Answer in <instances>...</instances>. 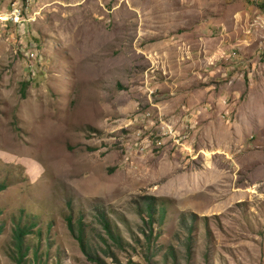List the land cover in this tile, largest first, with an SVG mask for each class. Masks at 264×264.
<instances>
[{"label": "rangeland", "instance_id": "374dc122", "mask_svg": "<svg viewBox=\"0 0 264 264\" xmlns=\"http://www.w3.org/2000/svg\"><path fill=\"white\" fill-rule=\"evenodd\" d=\"M0 15V264H264V0Z\"/></svg>", "mask_w": 264, "mask_h": 264}, {"label": "trees", "instance_id": "16d2710c", "mask_svg": "<svg viewBox=\"0 0 264 264\" xmlns=\"http://www.w3.org/2000/svg\"><path fill=\"white\" fill-rule=\"evenodd\" d=\"M5 188H6V184L0 182V191L5 189ZM148 207H149L148 215H149V218H151L152 215H151V211H150V209H151L150 204L148 205ZM101 222L104 225V229H105L108 237L111 238L112 241H114V243H116V245L119 244V242L121 243L119 236H117L113 233L112 228L108 224V222H106L104 219H102ZM68 223H69V230L74 235V237H76V239L78 240L79 246H80L81 250L83 251V253L87 256L88 259L98 261L99 259H97V257L94 256L93 253L89 250L87 240L85 238V232H84L83 228H73L69 219H68ZM146 229L149 230L148 233H146V230L142 229V231H144L143 233L145 234V237L147 239V244H150V236L153 233V228H146ZM26 233H28V227L27 226H24V227L18 226L15 228L14 238H15V243H16V249H18V251L21 254L20 258L17 260L18 264H19L20 259L21 258L23 259L22 249L25 248L24 243H23V241H24L23 237L26 235ZM147 250H149V246H147Z\"/></svg>", "mask_w": 264, "mask_h": 264}, {"label": "built area", "instance_id": "2783aa9c", "mask_svg": "<svg viewBox=\"0 0 264 264\" xmlns=\"http://www.w3.org/2000/svg\"><path fill=\"white\" fill-rule=\"evenodd\" d=\"M0 17H2V16L0 15ZM8 19H11L12 21H15V22L20 21L19 12H18L17 8H15V7L13 8V10L10 12Z\"/></svg>", "mask_w": 264, "mask_h": 264}]
</instances>
